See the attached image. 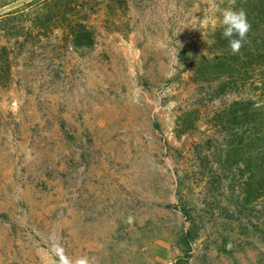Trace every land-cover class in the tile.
<instances>
[{
    "label": "rangeland",
    "instance_id": "obj_1",
    "mask_svg": "<svg viewBox=\"0 0 264 264\" xmlns=\"http://www.w3.org/2000/svg\"><path fill=\"white\" fill-rule=\"evenodd\" d=\"M229 2L110 0L89 49L0 30V264H56L57 245L92 264H264V199L210 123L244 90L192 81Z\"/></svg>",
    "mask_w": 264,
    "mask_h": 264
},
{
    "label": "trees",
    "instance_id": "obj_2",
    "mask_svg": "<svg viewBox=\"0 0 264 264\" xmlns=\"http://www.w3.org/2000/svg\"><path fill=\"white\" fill-rule=\"evenodd\" d=\"M109 2L0 0V30L9 31L8 44L12 41L18 44V40L25 36L33 40L37 36L65 30L73 47L89 49L94 45V34L88 18L95 6ZM227 6L242 8L246 12L251 24L246 42L239 53L233 54L228 40L222 36L223 27L218 29L214 34L216 44L208 55L193 63L192 81L199 85L208 83L214 88L213 98L244 90L242 98L215 110L210 123L222 125L229 153L240 155L245 164L248 175L242 189L245 198L264 199V0H235L234 4L230 0ZM10 58H13L12 52L6 55V60ZM181 120L186 125L189 121L182 132L193 127L200 120V106L190 115L182 114L179 122ZM177 209L194 221L186 206Z\"/></svg>",
    "mask_w": 264,
    "mask_h": 264
},
{
    "label": "clouds",
    "instance_id": "obj_3",
    "mask_svg": "<svg viewBox=\"0 0 264 264\" xmlns=\"http://www.w3.org/2000/svg\"><path fill=\"white\" fill-rule=\"evenodd\" d=\"M234 3L235 0H232V4ZM219 24L223 27L222 36L228 40V46L232 53H239L246 42L247 34L251 30L246 12L242 8L236 9L231 6L224 8ZM53 252L58 258L56 264H92L91 259L87 256L72 259L65 254L59 245L53 249Z\"/></svg>",
    "mask_w": 264,
    "mask_h": 264
}]
</instances>
